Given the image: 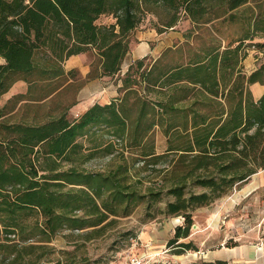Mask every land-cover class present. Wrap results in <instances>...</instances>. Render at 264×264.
<instances>
[{
  "label": "trees",
  "instance_id": "obj_1",
  "mask_svg": "<svg viewBox=\"0 0 264 264\" xmlns=\"http://www.w3.org/2000/svg\"><path fill=\"white\" fill-rule=\"evenodd\" d=\"M101 15L113 22L97 23ZM146 15L158 33L186 18L184 37L206 28L208 39L123 71ZM250 49L264 55V0H0V97L19 79L27 85L0 105V264L115 261L49 254L62 231L89 239L142 200L183 219L167 240L173 253L196 250L192 210L264 169V92L250 88L264 84V60L246 71ZM90 50L89 75L121 72L118 93L73 117L67 107L52 112L48 101L76 76L64 60ZM96 157H108L104 168L85 165Z\"/></svg>",
  "mask_w": 264,
  "mask_h": 264
},
{
  "label": "rangeland",
  "instance_id": "obj_2",
  "mask_svg": "<svg viewBox=\"0 0 264 264\" xmlns=\"http://www.w3.org/2000/svg\"><path fill=\"white\" fill-rule=\"evenodd\" d=\"M151 19V16L146 15L132 35L130 52L123 68L127 60L148 54L150 56L146 61H150V58L160 55L170 47L182 46L183 49H187L188 41L192 46H199L208 39L209 34L206 28H197L199 34L196 33L191 38L184 37L183 32L193 29L186 18L180 19L172 29L163 33H156L150 28L153 23ZM110 22H113L110 15H101L97 20V23L101 24ZM223 31L225 28H222ZM258 40L256 38V41ZM95 57L94 52L90 50L64 60L66 70H75V79L63 93L48 101L47 108L52 112H57L67 107V114L73 117L79 114L88 103L105 102L110 100L116 92L118 93L121 72L103 77L89 75L96 61ZM262 60H264V55L250 49L245 59L244 69L250 71ZM250 88L255 97L264 91V85L257 83L252 84ZM26 89V82L21 79L17 80L10 90L0 97V105L9 102L14 95L24 93ZM21 103L23 101H20L10 112V117L17 118L14 113H17L18 105ZM23 111L22 108L20 113ZM153 134L156 150L163 151L166 145L164 135L158 128ZM107 161L108 157H96L85 165L89 168L101 169L105 167ZM147 183L149 182L145 180V184ZM163 204V201H158L149 207L146 200L139 201L127 215L110 216L114 217V220L89 239L79 235L82 232L78 230H64L53 239L52 244L55 251L49 256L50 258H56L59 255L76 258L89 257L90 260L98 257H112L118 261L135 255L146 257L144 264H177L180 261L200 264L202 259L199 258V252H195V249L186 250L180 261L175 260L174 257L177 256L167 245V240L172 227L183 223V219L175 215L165 216L160 212ZM85 229H92V227ZM259 236H264V169L257 171L248 180L214 202L192 210V224L188 237L197 246L196 250L215 246L219 239L223 243L225 241L226 244H232L236 238H238L236 242H248ZM180 240L187 241L188 239ZM61 251H64V254ZM111 262L101 264H111Z\"/></svg>",
  "mask_w": 264,
  "mask_h": 264
},
{
  "label": "crops",
  "instance_id": "obj_3",
  "mask_svg": "<svg viewBox=\"0 0 264 264\" xmlns=\"http://www.w3.org/2000/svg\"><path fill=\"white\" fill-rule=\"evenodd\" d=\"M153 30L156 33H158L155 29H153ZM91 51H93V50H91ZM86 52H88V51H86ZM129 52H130V50H129ZM81 53H84V52H81ZM77 54H79V53H77ZM73 55H76V54H73ZM73 55H71V56H73ZM143 56H145V55H143ZM140 57H142V56H140ZM140 57H137V58H140ZM246 57H245V59H246ZM134 59H136V58H134ZM134 59H130V60L126 61V66H125V68H123V71L126 69L128 63ZM245 59L243 60L244 66H245ZM0 62H3V58H1V57H0ZM262 85H264V84H262ZM262 92H264V91H262ZM116 94H117V92H116ZM115 95H113V96H115ZM109 101L110 100L105 101V102H99V103H106ZM94 102H96V101H92V102L88 103L86 106H84L82 111H84L88 106H90ZM174 227H175V225L172 227L171 234L174 231ZM171 234L168 236V238L171 236ZM237 240H238V238H236V240H234V242L232 244H226L225 241L223 243L222 240L219 239L215 246L208 247L206 249L201 248L200 250H195V252L196 251H197V253L199 252V258L200 259L207 260V261L214 260V259H223V260L227 261V264H264V236H259L255 240L248 241V242H246V241L236 242ZM184 255H185V253L176 254L177 257H174V258H175V260L180 261L182 258L181 256H184ZM197 256H198V254H197ZM189 263H191V261L190 262L180 261V263H177V264H189Z\"/></svg>",
  "mask_w": 264,
  "mask_h": 264
},
{
  "label": "built area",
  "instance_id": "obj_4",
  "mask_svg": "<svg viewBox=\"0 0 264 264\" xmlns=\"http://www.w3.org/2000/svg\"><path fill=\"white\" fill-rule=\"evenodd\" d=\"M146 257H138V256H130L125 257L123 260L113 261L111 264H144ZM147 258H154V257H147Z\"/></svg>",
  "mask_w": 264,
  "mask_h": 264
}]
</instances>
